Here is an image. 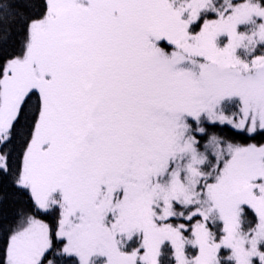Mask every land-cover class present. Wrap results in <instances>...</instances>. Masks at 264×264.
Instances as JSON below:
<instances>
[{
	"label": "snow or ice",
	"instance_id": "6c2138e0",
	"mask_svg": "<svg viewBox=\"0 0 264 264\" xmlns=\"http://www.w3.org/2000/svg\"><path fill=\"white\" fill-rule=\"evenodd\" d=\"M0 264H264V0H0Z\"/></svg>",
	"mask_w": 264,
	"mask_h": 264
},
{
	"label": "trees",
	"instance_id": "16d2710c",
	"mask_svg": "<svg viewBox=\"0 0 264 264\" xmlns=\"http://www.w3.org/2000/svg\"><path fill=\"white\" fill-rule=\"evenodd\" d=\"M0 211L8 214V215H11V212H12V207L10 205V202H4L2 205H0Z\"/></svg>",
	"mask_w": 264,
	"mask_h": 264
}]
</instances>
